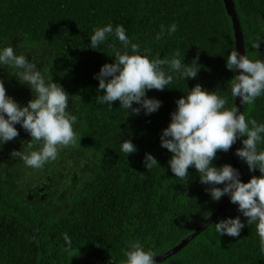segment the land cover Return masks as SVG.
<instances>
[{"label": "trees", "instance_id": "16d2710c", "mask_svg": "<svg viewBox=\"0 0 264 264\" xmlns=\"http://www.w3.org/2000/svg\"><path fill=\"white\" fill-rule=\"evenodd\" d=\"M233 1L245 54L264 60V0ZM173 23L176 31L169 35ZM108 24L113 29L123 25L129 40L140 45L139 54L150 60H171L179 52L175 58L198 68L197 76L184 79L163 66L173 81L163 91L146 90L147 98L161 102L154 113L145 114L143 108L132 113L119 101L98 103L103 90H97L95 75L104 64L114 63L112 44L125 51L113 35L90 48L94 29ZM161 25L165 34L157 41ZM258 41L259 49H253ZM8 46L36 64L46 83L53 81L68 93L76 143L60 149L41 169L10 155L41 147L27 148L31 137L20 124L14 125L19 135L0 145V264H122L133 241L156 256L216 211L227 195L213 201L206 191L211 186L200 182L194 167L184 180L176 178L168 163L172 153L161 147L160 137L176 101L197 84L226 98V109L236 106L230 91L236 72L226 67L227 56L237 50L236 34L225 0H0V50ZM127 51L133 54L130 47ZM16 71L0 65V81L9 97L26 106L34 96ZM132 107L140 105L133 102ZM243 114L264 124V94L254 105L244 104ZM261 135L258 151H264ZM243 139L239 136L238 148ZM125 140L135 145V153L121 151ZM146 153L158 165L147 169ZM238 162L242 182L261 175ZM225 164L235 168L231 149L218 151L212 161L217 168ZM237 216L245 224L238 237L215 231V223ZM64 234L72 241L70 248ZM156 264H264V253L255 225H248L238 205L229 201L205 230Z\"/></svg>", "mask_w": 264, "mask_h": 264}, {"label": "clouds", "instance_id": "9594fccd", "mask_svg": "<svg viewBox=\"0 0 264 264\" xmlns=\"http://www.w3.org/2000/svg\"><path fill=\"white\" fill-rule=\"evenodd\" d=\"M176 27L173 23L167 33H174ZM164 34L165 28L161 25L156 40L159 41ZM109 35L118 39L125 51L121 52L112 44L114 63L104 64L94 77L99 81L97 90H103V94L97 97L100 104L112 105L119 101L120 107L131 109L132 113L139 114L141 108L145 114L154 113L161 102L147 98L146 90L163 91L173 81V76L166 74L163 66H168L184 79L195 78L198 74V68L182 64L180 59L175 58L180 56L179 52L171 60H150L148 56L139 54L140 45L129 40L120 24L115 29L112 24L95 28L90 37V48L96 49ZM129 47L133 54L128 53ZM259 47L260 41L252 44L253 49ZM149 51L145 49V52ZM0 65L16 69L14 75L20 83L29 86L34 96L26 106H20L6 94L4 83L0 81V145L19 135L14 125L20 124L31 137L27 148L32 149L35 144L41 147L28 153L13 150L10 155L20 158L26 167L41 169L58 157L60 149L76 143L73 129L76 117L67 111L69 95L57 83H46L37 65L24 55H16L12 46L0 50ZM226 67L234 73L237 69L241 70L230 81L231 95L240 98L242 105H254L255 100L264 94V60H252L246 54L240 55L233 50L227 56ZM133 102L140 107L133 108ZM227 102L216 92L195 85L187 96L176 101L177 108L171 113V122L160 137L161 147L172 153L168 163L176 178L184 180L188 177V169L194 167L200 182L211 186L206 191L213 201L230 196V202L238 205V211L247 218V224L255 225L260 251L264 253V151H258L257 147L262 140L261 134H264V124H258L255 119L247 120L243 113L238 114L237 106L226 109ZM238 136L246 139L242 141L243 147L236 150L237 157L247 164L249 171L258 169L261 173L260 176H252L247 183L238 178V171L229 164L220 168L212 166L217 152H228ZM136 150L129 140L121 144V151L126 156ZM144 164L151 169L158 162L146 153ZM221 184L223 188L215 187ZM244 227L239 216L215 223V231L220 236L238 237ZM63 238L70 248L71 239L67 234ZM129 249L124 253L126 259L122 264H156L155 253L146 251L139 242H130Z\"/></svg>", "mask_w": 264, "mask_h": 264}, {"label": "water", "instance_id": "95a60500", "mask_svg": "<svg viewBox=\"0 0 264 264\" xmlns=\"http://www.w3.org/2000/svg\"><path fill=\"white\" fill-rule=\"evenodd\" d=\"M225 4H226L229 15L233 19L234 29H235V34H236L237 51L240 55H245L244 36H243L242 28H241L240 19L238 18V14L236 12L235 3L233 0H225ZM240 71L241 70L237 69L236 75H239ZM235 105L238 107V110H239L238 114L243 113V105L240 102V98H235ZM238 141H239V136L231 148V158L235 165L236 170L239 173L238 178L241 179L242 168L238 162V157L236 155V150L238 148ZM229 201H230V196L227 195L222 200V202L220 203L216 211H214L209 217H207V219L203 223H201L192 233L182 238L179 243L175 244L174 246L170 247L164 252L156 255L154 257L156 260V263L164 261L165 259L178 253L182 248H184L192 239H194L198 234H200L203 230H205L222 213V211L227 206Z\"/></svg>", "mask_w": 264, "mask_h": 264}, {"label": "rangeland", "instance_id": "374dc122", "mask_svg": "<svg viewBox=\"0 0 264 264\" xmlns=\"http://www.w3.org/2000/svg\"><path fill=\"white\" fill-rule=\"evenodd\" d=\"M92 264H95V263H92Z\"/></svg>", "mask_w": 264, "mask_h": 264}]
</instances>
